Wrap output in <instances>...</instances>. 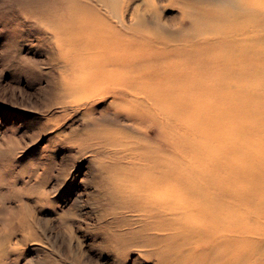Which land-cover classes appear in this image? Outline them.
I'll list each match as a JSON object with an SVG mask.
<instances>
[{"label":"rangeland","instance_id":"374dc122","mask_svg":"<svg viewBox=\"0 0 264 264\" xmlns=\"http://www.w3.org/2000/svg\"><path fill=\"white\" fill-rule=\"evenodd\" d=\"M102 1L0 0V264H159L125 198L142 148L161 145L154 110L137 119L133 96L67 88L89 74L63 23L106 15L170 46L202 41L216 65L233 55L215 34L237 0Z\"/></svg>","mask_w":264,"mask_h":264},{"label":"bare ground","instance_id":"6f19581e","mask_svg":"<svg viewBox=\"0 0 264 264\" xmlns=\"http://www.w3.org/2000/svg\"><path fill=\"white\" fill-rule=\"evenodd\" d=\"M236 4L215 34L233 55L216 65L202 41L170 46L106 15L63 23L62 42L89 74L67 88L133 96L137 119L154 110L161 145L142 148L125 198L141 213L139 234L162 248L159 264H264V0Z\"/></svg>","mask_w":264,"mask_h":264}]
</instances>
